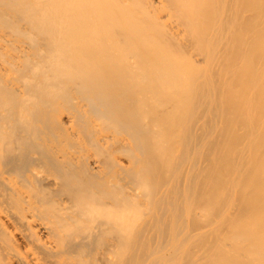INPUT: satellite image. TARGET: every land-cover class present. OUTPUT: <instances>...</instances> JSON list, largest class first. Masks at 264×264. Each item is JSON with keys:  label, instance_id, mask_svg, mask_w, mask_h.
Instances as JSON below:
<instances>
[{"label": "bare ground", "instance_id": "6f19581e", "mask_svg": "<svg viewBox=\"0 0 264 264\" xmlns=\"http://www.w3.org/2000/svg\"><path fill=\"white\" fill-rule=\"evenodd\" d=\"M0 264H264V0H0Z\"/></svg>", "mask_w": 264, "mask_h": 264}]
</instances>
